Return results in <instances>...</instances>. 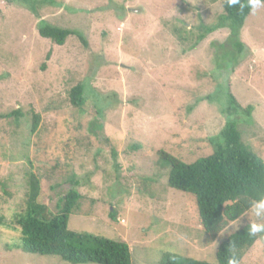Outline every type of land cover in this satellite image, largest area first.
Returning <instances> with one entry per match:
<instances>
[{
  "label": "rangeland",
  "instance_id": "obj_1",
  "mask_svg": "<svg viewBox=\"0 0 264 264\" xmlns=\"http://www.w3.org/2000/svg\"><path fill=\"white\" fill-rule=\"evenodd\" d=\"M53 1L31 9L0 0V217L25 208L28 172L51 215L77 181L82 199L70 231L126 243L130 264H160L164 253L215 264L219 244L247 218L210 241L187 213L186 196L168 188L157 153L187 163L210 155L231 93L253 107L252 120L238 116L237 125L264 161V9L247 17L237 55L227 28L195 43L224 0ZM41 24L82 40L58 46L39 36ZM77 85L80 109L68 98ZM20 243L19 229L0 226V264H72L19 252ZM240 264H264V238Z\"/></svg>",
  "mask_w": 264,
  "mask_h": 264
},
{
  "label": "trees",
  "instance_id": "obj_2",
  "mask_svg": "<svg viewBox=\"0 0 264 264\" xmlns=\"http://www.w3.org/2000/svg\"><path fill=\"white\" fill-rule=\"evenodd\" d=\"M16 2L28 5L31 9H35L38 2L55 5L53 0ZM222 9L223 13L214 26L199 28L195 43L218 29L227 28L230 31L227 44L231 46L232 53L241 55L244 45L239 41V33L250 15L249 10H241L239 5L228 7L226 0ZM38 34L58 46L64 45L68 37L78 36L67 29L46 24L38 27ZM219 48L225 49L223 46ZM224 55L222 52V59ZM83 95L84 88L81 85L69 91L68 98L73 108L80 109L84 105ZM226 98L227 105L223 112L227 121L210 155L187 163L162 151L157 153L161 164L168 169V188L186 196L187 213L210 241L217 239L227 228L229 221L237 219L248 208L251 200L264 194V161L242 141L237 125L238 116H242L247 123L252 120L253 107L248 105L243 108L231 93H227ZM38 120L35 116L31 126L32 134L38 129ZM133 148L137 150L139 146ZM26 178L28 192L25 208L14 213L8 221L0 217V226L15 227L20 231L21 243L15 250L25 254L58 257L72 264H130L131 253L126 243L68 229L69 217L77 213L82 199L77 190V181H72L71 189L60 198L56 213L51 215L47 207L39 202L40 182L37 176L28 172ZM109 217L115 222L114 213H110ZM246 228L247 225L219 244L215 264H230L233 259L240 264L243 252L259 238H264L250 236ZM160 264L210 263L164 253Z\"/></svg>",
  "mask_w": 264,
  "mask_h": 264
},
{
  "label": "clouds",
  "instance_id": "obj_3",
  "mask_svg": "<svg viewBox=\"0 0 264 264\" xmlns=\"http://www.w3.org/2000/svg\"><path fill=\"white\" fill-rule=\"evenodd\" d=\"M228 7H235L239 5L240 9L247 8L250 15H256L261 9H264V0H226ZM244 218H247V232L250 236H264V194L259 198L253 199L249 202L248 208L235 219L229 221L224 233L238 230ZM214 247H217L214 244ZM230 264H237L236 260H231Z\"/></svg>",
  "mask_w": 264,
  "mask_h": 264
}]
</instances>
